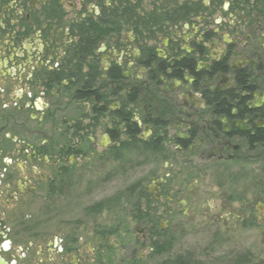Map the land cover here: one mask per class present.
Segmentation results:
<instances>
[{
    "label": "flooded vegetation",
    "instance_id": "flooded-vegetation-1",
    "mask_svg": "<svg viewBox=\"0 0 264 264\" xmlns=\"http://www.w3.org/2000/svg\"><path fill=\"white\" fill-rule=\"evenodd\" d=\"M77 1L81 9L76 14L80 17L73 15L69 19L64 4L71 9L75 5L68 0H0V264L103 261L97 256L101 250L82 252L78 237L65 240L54 235L36 245L29 232V214L37 202L47 201L50 210L60 193L73 189L76 164L71 157L86 158V132L91 145L98 149L97 136L93 134L97 125L91 59L74 57L78 51L77 25L87 19L85 0ZM110 1L102 0L100 16L106 21H111L106 14L114 9ZM184 6L187 11L181 10ZM159 10L154 6L150 13L142 15L147 18L142 24L152 26L163 16L158 25L163 26L159 39L169 46V51L159 53V49H153L157 59L169 65L167 74L175 61L195 60L193 73L184 70L180 80L185 90L163 89L171 80L165 76L156 79L158 65L151 63L148 67L141 62L151 46H143L138 35L134 38L138 42L135 53L127 55L124 65L122 61L116 64L122 69V79H106L102 91L115 90L126 97L134 89L141 90L133 106L137 110L144 103V116L140 118L144 129L153 127V123H145L149 120L168 124L183 121L185 128L174 124L180 151H200L204 162L220 163L238 157L249 150L242 134L264 128V0H210L209 4L184 0L179 4L170 2L162 12ZM190 29L191 34L187 33ZM148 38L145 39L154 40L150 31ZM223 61L226 69L214 72V64ZM238 72L248 74L247 88L237 85ZM197 73H202L199 80ZM87 78L90 84L84 83ZM216 89L224 93L236 90V96L249 98L246 107L250 113L239 119L216 114L205 98L206 91L213 93ZM85 94L90 97L83 98ZM186 96H198L203 106L185 111ZM162 99L174 104L177 111L164 117ZM83 103L90 108L86 123L81 116L71 119L68 115L82 112ZM232 114L236 115L237 109ZM89 128L94 129L93 133ZM142 231L145 241L156 234L148 225ZM132 248L131 260L114 264H156V260H132L138 251L136 244Z\"/></svg>",
    "mask_w": 264,
    "mask_h": 264
},
{
    "label": "rangeland",
    "instance_id": "rangeland-1",
    "mask_svg": "<svg viewBox=\"0 0 264 264\" xmlns=\"http://www.w3.org/2000/svg\"><path fill=\"white\" fill-rule=\"evenodd\" d=\"M68 2L75 5L71 9L64 4L69 19L73 15L79 16L76 14L81 9L79 1ZM110 2L114 9L109 12L115 10L117 14L111 23L116 22L120 30L107 34L95 51L102 73L100 88L108 79L110 66L121 61L124 65L129 58L127 55L135 53L138 42L134 38L138 35L143 46L169 51V46L165 47L163 39H159L160 31L157 30L161 26L152 31L154 40H148L145 24H142L147 18L142 15L150 13L154 6L162 12L170 2L179 4L184 0ZM209 2L200 0V4ZM85 5L87 19L95 20L102 14L101 7L95 2L91 4L85 0ZM125 6L131 14L123 12ZM227 17L225 20L229 19ZM187 33L191 34V29ZM116 35L124 38L122 42ZM101 46H104L103 50ZM209 47L207 44V51ZM130 70L132 74L135 72L132 67ZM108 101L107 111L96 121V132L89 128V132L97 136L98 149L91 145L90 134L86 132L83 146L86 158L71 157L76 164L73 189L60 193L50 210L47 201H39L31 209L29 232L33 243L41 245L54 235L65 240L78 237L82 252L102 251L97 254L103 260L99 264L131 260L135 244L138 251L132 260L147 263L156 260V264H163L171 258L187 255L201 264H233L235 258L247 255L251 264H264V145L220 163L204 162L200 151L177 149L175 136L178 133L174 124H181L182 128L185 124L172 119V124L163 128L140 126V140L163 137V149L158 154L138 155L133 151L126 159L115 161L110 149L119 147L128 137L123 135L120 142H114L110 137L106 145L104 137L108 135V129L118 125L122 130L124 126L114 113L122 103L119 96ZM143 105L140 104L137 110L130 106L133 118L140 120L144 116ZM82 107L85 117L82 112L68 115L71 119L81 116L86 123L90 108L86 103ZM57 137L58 133L55 134ZM202 150L204 152L205 148ZM100 204L101 209L97 207ZM145 225L153 227L156 233L146 241L142 231ZM163 235L168 236L165 241L171 242L168 244L171 248L165 255L155 256L152 244L154 241L165 242Z\"/></svg>",
    "mask_w": 264,
    "mask_h": 264
},
{
    "label": "trees",
    "instance_id": "trees-1",
    "mask_svg": "<svg viewBox=\"0 0 264 264\" xmlns=\"http://www.w3.org/2000/svg\"><path fill=\"white\" fill-rule=\"evenodd\" d=\"M87 3L95 2L100 7H102V0H86ZM181 10L187 11V6H184ZM115 11V10H114ZM110 12L106 14L110 19H113L116 17L115 12ZM123 12L131 14L128 7L125 6L123 9ZM162 19L157 18V20L154 22L155 24L146 25L145 24V31L148 33L154 34L155 28H158V25L163 22V16H160ZM162 21V22H161ZM179 21V20H176ZM102 24H109L110 27H103ZM78 28H76L77 31V38L78 39V45H77V54H75L74 57H79L80 59H86L87 56L91 59V70H92V81H93V92H94V103H95V114H96V121L98 120L99 116L105 114V112L108 109L109 105V99L110 98H117L119 96L121 106L118 110L114 111L115 117L119 120L121 124H123V129L121 130L118 125H116V128H110L107 131V134L110 135L111 139L114 142H120V139L123 135L128 137V140L123 141L120 143L119 147H114L110 149V153L112 157H114L115 161H121L127 158V155L131 154V152L136 151L138 155H142L143 153L148 155H155L158 154L159 151L163 149V137L161 136H155L149 141L140 140L139 136L141 135V129L138 123L133 121L134 113L132 112L130 106L132 107L134 104H136L141 95V90H132L129 95L126 97H123L121 95H118V91L115 90H107L106 92H103L101 88L99 87L100 83L102 82V73L99 70V59L98 56L95 54V51L97 49L98 43L102 42L109 33H115V31H119L120 28L116 27V22L111 23L110 20L106 21L102 16H100L98 19H91L88 18L84 22H82L80 25H77ZM163 26L157 30V32L162 31ZM107 28V30H106ZM111 30V31H109ZM82 50H85L82 54ZM141 62L144 63V65L148 66L152 63H155L156 66L158 65L159 70L156 74V79H160L159 77L165 76L169 80L178 79L181 80L183 77L184 70H190L193 73V70L195 68V60L189 59V58H183L181 61H175L174 67L172 68V71L170 74H167L168 69L170 68L169 65L162 61L161 59H157V56H155L154 49L152 47H148V50L146 51L144 58L141 60ZM226 62H219L214 64L213 71L215 70H225L226 69ZM108 71L107 78L117 81L122 79L121 72L122 69H120L117 65H112ZM90 74H87V77ZM202 73H197L196 76H198V80L202 78ZM154 78V77H153ZM154 78V79H155ZM247 82H248V74L246 72H238V83L240 87L247 88ZM86 84L91 83V79L87 78ZM162 84V81L159 83V85ZM196 87L198 85L196 84ZM236 90H230L226 93L221 92L220 89H216V91L205 92V98H207L208 103L215 109V113L220 116H225L226 118H235L239 119L243 117L245 114H249L250 111L246 107V103L249 100V98L244 97L241 98L239 96H236ZM85 98L90 97L89 94L83 95ZM162 111L164 113V116L169 115L173 111H177L175 105L171 104L168 100L162 99L160 101ZM164 104V106H163ZM237 109V114L233 115L232 110ZM145 123L152 124L153 127H159L163 128L168 125L167 122L161 121V120H155V121H145ZM242 136L247 140V145L249 147V150L252 151L256 148V145H260L264 143V128H253V131L251 133H244ZM97 207H101V204ZM96 210V209H95ZM158 236V234H157ZM162 236V235H161ZM164 241L168 240V236H164ZM171 242H161V241H154L153 242V251L152 253L155 256L158 255H165L166 252H169L170 244ZM251 260L247 259L246 256H239L235 258L234 264H251ZM163 264H201L197 260H194L192 257H189L187 255L183 256L180 255L176 258H171L164 262Z\"/></svg>",
    "mask_w": 264,
    "mask_h": 264
},
{
    "label": "crops",
    "instance_id": "crops-1",
    "mask_svg": "<svg viewBox=\"0 0 264 264\" xmlns=\"http://www.w3.org/2000/svg\"><path fill=\"white\" fill-rule=\"evenodd\" d=\"M183 84H181V82H180V80H178V79H173L170 83H167L164 87H163V89H165L166 87H168V92H171V91H174L175 92V90H179L180 88H183ZM182 92H183V90H185V88H183V89H180ZM183 94V93H182ZM184 95V94H183ZM183 95L181 96V97H179V99H181L182 97H183ZM176 98H177V96H176ZM203 103H201V101H200V99L198 98V96H195V98L194 97H189V96H186V98L184 99V110L185 111H191L192 109H194L195 110V108L197 107V106H203L202 105ZM135 119H137V118H135ZM180 127L182 128V125L180 124Z\"/></svg>",
    "mask_w": 264,
    "mask_h": 264
},
{
    "label": "water",
    "instance_id": "water-1",
    "mask_svg": "<svg viewBox=\"0 0 264 264\" xmlns=\"http://www.w3.org/2000/svg\"><path fill=\"white\" fill-rule=\"evenodd\" d=\"M163 52V50L162 49H159V53H162ZM204 104V103H203ZM138 124H139V126H141L142 125V123L141 122H138ZM105 140H106V142H107V144L106 145H108L109 144V142H110V136L109 135H106L105 137Z\"/></svg>",
    "mask_w": 264,
    "mask_h": 264
}]
</instances>
